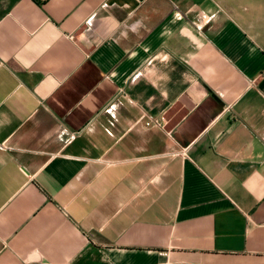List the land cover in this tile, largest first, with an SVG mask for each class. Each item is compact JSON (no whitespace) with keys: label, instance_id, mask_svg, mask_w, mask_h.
<instances>
[{"label":"crops","instance_id":"obj_1","mask_svg":"<svg viewBox=\"0 0 264 264\" xmlns=\"http://www.w3.org/2000/svg\"><path fill=\"white\" fill-rule=\"evenodd\" d=\"M0 264H264V0H0Z\"/></svg>","mask_w":264,"mask_h":264}]
</instances>
